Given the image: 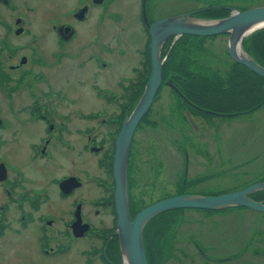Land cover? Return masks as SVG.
<instances>
[{"label": "flooded vegetation", "instance_id": "1", "mask_svg": "<svg viewBox=\"0 0 264 264\" xmlns=\"http://www.w3.org/2000/svg\"><path fill=\"white\" fill-rule=\"evenodd\" d=\"M122 1L58 0L60 5L45 6L43 12L40 9L43 0H0V264H43L45 261L50 264L58 263V258L59 264H67L77 252L87 256L90 264L94 262L90 258L91 250L101 257V248L93 245L94 249L84 250L83 245L88 240L101 244L111 228L103 223L98 226L97 218L87 217L90 214L83 207L92 204L90 199H83L76 205L74 196L94 182L108 195L112 193L113 199L114 137L118 136L126 113L136 106L149 77L144 73L147 79L139 78L140 62L147 55L146 46L142 44L136 48L137 56L131 66L136 65L130 69L129 76L121 75V79L112 80L116 75L108 74L107 78L113 83L107 86L97 83L99 78L106 77L111 67L122 61L121 46L114 48L113 45L117 38L115 34L118 31L126 33L127 27L138 20L140 29L150 38L145 17L151 25L186 13L202 16L205 11L200 7L153 19L149 14L154 8L161 9L157 7L160 1L154 5V0H135V5L126 4V7L121 6ZM216 3L230 8L211 6L230 13L250 7L233 5L232 0H216ZM109 24L117 25V31ZM48 36H51V42ZM16 37L22 38L20 44L14 43ZM171 43L176 41L169 39L163 48L166 59L159 91L165 83L176 93L187 106L188 110L182 105L180 111L191 127L195 122L188 116V113L194 116L190 110L216 119L232 118L225 117L232 114L217 111L216 97H209L211 94L204 93L199 86L190 87L192 79L198 80L202 75L194 69L195 62L192 63L189 57L177 64L170 62ZM149 70L151 66L146 72ZM54 81L59 86H52ZM73 84L79 91L89 87L97 100L103 98L104 104L98 110H84L85 114L76 110L80 101L77 96H70ZM193 96L199 97L198 101L195 102ZM107 107H112L113 111ZM122 108L126 110L124 116L120 115ZM244 112L245 109L236 113ZM194 117L200 118L197 114ZM99 127L108 129L103 138L98 136ZM138 129L139 126L136 132ZM213 140L215 142L217 136ZM132 149L133 143L131 152ZM92 153L98 158L99 174L96 178L91 176V181ZM108 157L112 158L111 163ZM189 161L187 153L184 162L188 165ZM201 165H205L210 173L212 162ZM58 172H63L61 177L54 175ZM249 197L264 204V191ZM54 201L61 203L59 212L55 208L59 202L54 204ZM93 205L105 209L104 203ZM107 206L110 210L112 202ZM95 214L98 215L99 210ZM215 216L213 213L208 215L211 218H207V225L202 221L191 222L196 227V235L181 237L180 241L193 248L194 252H190L197 255L198 264H264V213H257L258 231H251L250 218H213ZM252 224L257 223L252 221ZM146 232L147 253L155 247L153 235ZM111 237L108 248L112 259L117 261V256L121 259L119 238L114 234ZM106 249L104 245L102 258L105 260ZM29 250L35 260L25 263L22 257ZM180 254L186 253L180 251ZM112 259L109 264H115Z\"/></svg>", "mask_w": 264, "mask_h": 264}, {"label": "rangeland", "instance_id": "2", "mask_svg": "<svg viewBox=\"0 0 264 264\" xmlns=\"http://www.w3.org/2000/svg\"><path fill=\"white\" fill-rule=\"evenodd\" d=\"M157 2H159L157 7H161V9L154 8L149 14L150 18L158 19L179 11L202 7L205 10L202 16L196 14L195 17L209 20L211 16H214L212 10L216 9L213 6L219 5L216 0H154L153 4L156 5ZM232 2L233 5L244 4L254 8L264 7V0H232ZM126 4L135 5V0H123L121 6L126 7ZM212 4L214 5L211 6ZM58 5H60L58 0H43L40 9L44 12L45 6ZM219 6L229 7L226 5ZM234 11L230 13L229 10H226L228 15H231ZM137 22L138 20L136 24L128 26L126 33L118 31L115 34L117 38H115L113 44L114 48L121 46L120 48L123 50L124 55L120 63L107 71L106 77L102 76L98 79L97 83L101 86L113 83L112 80L121 79V75H130V69L136 65L133 64L131 66L137 56L136 48H139L142 44L146 46L147 55L143 62H140L139 78L141 80L147 79L144 73L149 75L150 72V70L146 72L147 67L151 66L149 61L150 38L140 29L141 26ZM109 25L117 31V25ZM20 39L22 38L16 37L14 43L20 44ZM206 40H181L175 44L171 43L172 47L170 55H168L170 62L177 64L181 59L189 57L195 62L194 69L200 73L204 65L210 71H217L218 69L230 72L231 80H233L234 84H238L239 87H236V89L230 88L225 100L226 104L230 108L238 106L236 110L241 108L251 110L249 109L252 108L251 106L257 109L248 112L246 115L226 120L221 119V117L216 119L207 116L206 113L190 110L194 116L196 114L200 116V118L194 117L187 112L188 116L195 122L191 124V127L187 121H184L180 111L182 105L185 109H187V106L164 83L152 104L148 116L139 124L129 157L128 188L134 216L145 207L168 197L183 194L215 196L240 191L247 188V186L264 182V81L251 77V75L249 76L239 68L234 67L233 61L228 56V38L226 36L211 37L206 38ZM48 41H52L51 36H48ZM201 42H204V46H208L206 50L204 47L200 48ZM49 47H51V44ZM201 50L206 51L205 55ZM162 58H164L163 53ZM231 66L237 70H231ZM108 74H115L116 77L110 80L107 78ZM139 84L140 86L144 85L142 81ZM51 85L59 86V83L54 81V84L52 83ZM241 85L244 87L243 93ZM89 86L92 85L89 84ZM77 87V85L73 84L72 89L69 90L70 96L75 95L80 101V106L75 108L76 110H82L83 112L84 110H90L91 112L92 110H98L100 105L104 104L103 98L97 100L95 95L92 94V90H89V87L81 91L77 90ZM212 90L214 92L217 91L216 88H212ZM238 92L242 93L240 98L235 96ZM0 96L1 101L2 95L0 94ZM107 109L113 111L112 107H107ZM122 109L120 115L124 116L123 114L126 110L125 108ZM105 116L108 118V114ZM112 128L115 129L116 127L113 126ZM99 129L100 134L98 136L100 138L105 137L108 129L107 131L104 127H99ZM215 136H217V140L214 142L213 138ZM115 138H117L116 135ZM187 153L190 157L188 165L187 162H184V157ZM97 159L92 153L90 158L91 181L92 177L96 178L99 174ZM108 159H110L111 163L112 158L108 157ZM209 161L213 165L210 173L205 165H201L207 164ZM186 169L187 175L185 176ZM62 174L63 172H58L54 175L61 177ZM53 191L55 192L56 189H53ZM209 192L210 194H208ZM111 195H108L107 191L105 192L94 182H91L90 187L86 186L83 191L79 190L74 196L76 205L77 202H81L83 199H90L92 204L88 207L87 205L83 207L87 214H90L87 217L97 218L96 223L98 226L103 223L106 227L111 228L105 234L106 238L102 240L101 244L88 240L83 245L84 250L94 249L92 248L93 245L101 248V257L96 256V252L91 250L90 258L94 259V262H90V264H109L110 258L112 259L110 255L111 249L108 246L112 238L111 235L116 233L117 217L114 208V197L111 199ZM57 202L54 201V204ZM96 202L104 203L105 209L101 206L93 205ZM109 202H112L113 206L110 210L107 206ZM57 205L55 208L57 207L59 212L62 206L60 202ZM96 210H99L98 215L95 214ZM70 211L71 205L68 207L69 214ZM257 213L242 208L226 209L214 212L213 214L217 216L213 218H250L251 231H258L259 218ZM209 214L211 213L202 210L185 209L159 215L152 222H149V226L147 225L148 229L146 226L144 234L147 229L146 234H149V236L153 235V247H155L154 250H147L149 264H198L197 255L191 253L194 252L193 248L189 247L190 244H184L180 240L181 237H194L196 235V227L191 222L202 221L205 225L207 218H211L208 217ZM220 220L218 219V221ZM252 221L257 224L253 226ZM109 236L110 238L107 240ZM106 241L108 243L105 244ZM104 245L105 249L107 248L106 260L102 258ZM187 247H189V250L186 249ZM180 251L186 254H180ZM28 252L25 257L24 255L22 257L25 263H28L29 260H35L32 251L29 250ZM86 259L87 256L77 252L67 261V264H87ZM58 260V263L53 261L50 264H59L61 262L60 258ZM112 260L115 264H122V259L118 256L117 261ZM43 264L48 263L45 261Z\"/></svg>", "mask_w": 264, "mask_h": 264}, {"label": "water", "instance_id": "3", "mask_svg": "<svg viewBox=\"0 0 264 264\" xmlns=\"http://www.w3.org/2000/svg\"><path fill=\"white\" fill-rule=\"evenodd\" d=\"M151 70L146 86L133 108L126 113L124 124L115 141L113 157L114 205L117 217L116 233L119 238L122 264H149L144 244L146 226L159 215L184 209L222 211L226 209L248 208L264 213V204L249 196L264 191V182L248 186L240 191L215 196L183 194L155 202L131 217L129 206L128 165L136 130L149 112L157 91L162 85L165 59L162 49L171 39L183 36L214 37L228 35L227 49L231 59L264 79V67L245 49L243 41L254 32L264 28V7L248 11L235 10L223 19H201L195 13H186L149 24ZM77 214H79L77 212ZM88 230V226L85 232Z\"/></svg>", "mask_w": 264, "mask_h": 264}, {"label": "trees", "instance_id": "4", "mask_svg": "<svg viewBox=\"0 0 264 264\" xmlns=\"http://www.w3.org/2000/svg\"><path fill=\"white\" fill-rule=\"evenodd\" d=\"M253 7H242L243 11L249 10ZM212 14L214 16H211L209 19H222V18H226L229 15L227 14V12H224L221 9H213L212 10ZM203 40V41H207L206 38H198V37H192V36H184L182 37L179 41H186V40ZM178 41V42H179ZM200 48L204 47V49L206 50L207 48L204 46V42H201V44L199 45ZM243 46L244 49L261 65L264 67V28L254 32L253 34H251L249 37H247L244 41H243ZM202 51V50H201ZM205 55L206 51H202ZM194 61L192 60V63ZM205 63V62H204ZM234 67L239 68L241 71H243V73H246L247 75H251V77L257 78L260 81H264L263 78L257 76L255 73H252V71L248 70L246 67H243L240 64H237L235 62H233ZM210 67V66H208ZM233 66H231V70L235 71L237 70L236 68H234ZM211 68V67H210ZM203 70L201 72V78L196 80V79H192V82L190 83V87L192 89H194L195 86H199L203 89L204 93L207 94H211L210 97H216L217 98V111L219 113H228V114H232L229 116H225L226 118L228 117H237L240 115H246L248 112L256 110L257 108L253 106H251L252 108H249L251 110H247L248 108H244L245 112L244 113H240L237 114L236 112H239L243 110V108L236 110V108L238 106H233L232 108H230L225 100L229 94V90L230 88H234L236 89V87H239L238 84H234L233 80H231V73L230 72H225V71H220L217 69V71L215 70H207L205 68V65L203 67ZM205 74H204V73ZM227 85H234V86H227ZM242 86V85H241ZM212 88H216L217 91L213 93L212 92ZM243 89L244 87L242 86V93H243ZM241 92V91H240ZM238 92L237 98H240V96H242V93ZM206 95V94H205ZM194 97V101H198L197 98ZM188 99V98H187ZM189 100V99H188ZM190 101V100H189ZM191 102V101H190ZM210 102V101H209ZM202 104V103H201ZM211 105V102H210ZM113 185V182H112ZM114 210V208H113ZM133 211V207H132V203L130 202V212L131 215L133 216L132 218H134V212ZM177 211H181V210H177ZM201 211V210H199ZM174 212V211H172ZM207 213H214L212 211H205ZM170 213V212H168ZM167 214V213H166ZM164 215V214H162Z\"/></svg>", "mask_w": 264, "mask_h": 264}, {"label": "bare ground", "instance_id": "5", "mask_svg": "<svg viewBox=\"0 0 264 264\" xmlns=\"http://www.w3.org/2000/svg\"><path fill=\"white\" fill-rule=\"evenodd\" d=\"M243 67H244V66H243ZM202 71H204V70L202 69ZM203 73H204V72H203ZM252 73H253V72H252ZM204 74H205V73H204ZM149 75H150V74H149ZM162 76H163V72H162ZM257 76H258V75H257ZM148 78H149V77H148ZM159 89H160V88H159ZM159 89H158V91H159ZM158 91H157V92H158ZM157 94H158V93H157ZM157 94H156V96H157ZM155 98H156V97H155ZM154 100H155V99H154ZM131 112H132V111H129V114H131ZM124 121H125V119H124ZM123 124H124V122H123ZM123 124H122V125H123ZM112 172H113V171H112ZM128 175H129V171H128ZM114 188H115V187H114ZM129 206H130V202H129ZM176 211H177V210H176ZM206 211H207V210H206ZM131 217H132V216H131Z\"/></svg>", "mask_w": 264, "mask_h": 264}]
</instances>
